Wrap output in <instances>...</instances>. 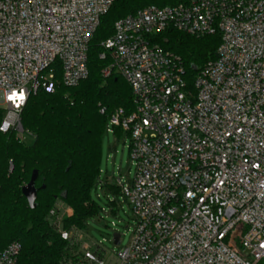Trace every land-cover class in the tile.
I'll use <instances>...</instances> for the list:
<instances>
[{
	"label": "built area",
	"instance_id": "2783aa9c",
	"mask_svg": "<svg viewBox=\"0 0 264 264\" xmlns=\"http://www.w3.org/2000/svg\"><path fill=\"white\" fill-rule=\"evenodd\" d=\"M115 1L0 0L1 133H28L21 113L32 94L88 78L89 44ZM169 29L220 35L194 91L181 59L152 41ZM101 46L111 59L103 77H122L136 103L107 127L131 138L136 166L131 183H116L137 225L115 264H264V0L146 7L118 21ZM20 90L22 102L9 99ZM70 216L58 201L48 222L80 246L79 264H106L81 231L62 229ZM21 250L10 244L0 264H18Z\"/></svg>",
	"mask_w": 264,
	"mask_h": 264
},
{
	"label": "trees",
	"instance_id": "16d2710c",
	"mask_svg": "<svg viewBox=\"0 0 264 264\" xmlns=\"http://www.w3.org/2000/svg\"><path fill=\"white\" fill-rule=\"evenodd\" d=\"M192 1L116 0L89 44L88 78L76 87L60 85L54 93L40 91L29 97L21 125L34 137V143L27 145L16 132H0V252L17 242L22 246L18 264H79L80 246L63 240L49 224L48 214L58 201L63 202L71 208L72 216L64 218L62 229L86 234L85 223L101 211L92 191L99 184L105 187L100 182L102 145L110 118L119 110L130 115L136 109L132 89L122 77H103L111 59L101 43L113 36L118 21L143 8ZM152 41L181 59L183 79L194 91L200 71L216 59L221 38L219 34L198 38L169 29ZM103 53L105 59L100 58ZM4 113L0 108V125ZM114 133L118 137L125 134L121 128H114ZM33 171L39 173L35 210L22 194ZM106 185L109 192L121 195L118 185ZM111 204L116 207L115 201Z\"/></svg>",
	"mask_w": 264,
	"mask_h": 264
},
{
	"label": "rangeland",
	"instance_id": "374dc122",
	"mask_svg": "<svg viewBox=\"0 0 264 264\" xmlns=\"http://www.w3.org/2000/svg\"><path fill=\"white\" fill-rule=\"evenodd\" d=\"M108 126L113 130L110 122ZM20 138L27 144L34 143V137L21 134ZM131 138L126 134L118 137L114 131L105 133L102 145V163L100 182L97 189L92 191V198L100 207V214L85 223L86 234L84 242L96 244L97 253L106 264H115V254L125 249L131 242L137 225V220L131 206L122 195H114L107 189L106 183L115 185L118 180L123 184L133 181L136 171L131 153ZM106 182V183H105ZM116 207L112 206V202ZM121 236L119 245L113 243V235Z\"/></svg>",
	"mask_w": 264,
	"mask_h": 264
},
{
	"label": "water",
	"instance_id": "95a60500",
	"mask_svg": "<svg viewBox=\"0 0 264 264\" xmlns=\"http://www.w3.org/2000/svg\"><path fill=\"white\" fill-rule=\"evenodd\" d=\"M38 175H39L38 171H33L29 183L22 188V194L27 200L30 209L32 210H35L37 207L36 205V201H37L36 181L38 179ZM120 237L121 236L117 233L113 235V243L115 245L120 244Z\"/></svg>",
	"mask_w": 264,
	"mask_h": 264
},
{
	"label": "snow or ice",
	"instance_id": "6c2138e0",
	"mask_svg": "<svg viewBox=\"0 0 264 264\" xmlns=\"http://www.w3.org/2000/svg\"><path fill=\"white\" fill-rule=\"evenodd\" d=\"M10 100H13L14 102L15 101H20L22 102L23 101V94H13L12 96L9 97Z\"/></svg>",
	"mask_w": 264,
	"mask_h": 264
},
{
	"label": "clouds",
	"instance_id": "9594fccd",
	"mask_svg": "<svg viewBox=\"0 0 264 264\" xmlns=\"http://www.w3.org/2000/svg\"><path fill=\"white\" fill-rule=\"evenodd\" d=\"M13 94H17V93H16L15 91H13V92L11 93V96H12ZM19 94H23V100H24V99H25V93L23 92V90H20ZM19 94H18V95H19ZM6 127H7V122H6L5 128H4V129H0V130H6Z\"/></svg>",
	"mask_w": 264,
	"mask_h": 264
},
{
	"label": "crops",
	"instance_id": "0c3cea01",
	"mask_svg": "<svg viewBox=\"0 0 264 264\" xmlns=\"http://www.w3.org/2000/svg\"><path fill=\"white\" fill-rule=\"evenodd\" d=\"M117 185V184H116Z\"/></svg>",
	"mask_w": 264,
	"mask_h": 264
}]
</instances>
